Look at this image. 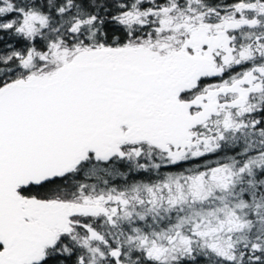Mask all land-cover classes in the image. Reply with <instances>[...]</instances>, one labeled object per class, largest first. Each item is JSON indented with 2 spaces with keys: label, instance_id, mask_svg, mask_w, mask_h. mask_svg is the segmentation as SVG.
Here are the masks:
<instances>
[{
  "label": "snow or ice",
  "instance_id": "obj_1",
  "mask_svg": "<svg viewBox=\"0 0 264 264\" xmlns=\"http://www.w3.org/2000/svg\"><path fill=\"white\" fill-rule=\"evenodd\" d=\"M0 264H264V0H0Z\"/></svg>",
  "mask_w": 264,
  "mask_h": 264
}]
</instances>
